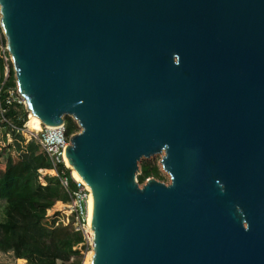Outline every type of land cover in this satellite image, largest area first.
I'll return each mask as SVG.
<instances>
[{"label":"water","instance_id":"water-1","mask_svg":"<svg viewBox=\"0 0 264 264\" xmlns=\"http://www.w3.org/2000/svg\"><path fill=\"white\" fill-rule=\"evenodd\" d=\"M0 28L26 110L80 128L92 264H264V0H0Z\"/></svg>","mask_w":264,"mask_h":264},{"label":"trees","instance_id":"trees-1","mask_svg":"<svg viewBox=\"0 0 264 264\" xmlns=\"http://www.w3.org/2000/svg\"><path fill=\"white\" fill-rule=\"evenodd\" d=\"M1 32L0 28V46L6 43L1 39ZM6 67L9 69L7 87L16 89L11 61L6 65L0 60V82L4 80ZM19 115L23 120L17 119ZM8 118L13 126L8 128L15 138V145H8V149L13 152L17 148L19 151L15 157L12 152L7 155L6 167L0 176V201L5 202L0 219V253L7 255L11 263L25 260L27 264H82L86 246L83 245L81 249L80 246L85 241L81 234L73 233L76 229L70 222V213L60 211L57 225L56 219L48 215L58 203L69 204L70 194L76 189L71 171L64 165L55 169L36 140L26 143L22 135L25 122L27 128L34 132L41 129V124L32 115L28 120L24 108L20 107L19 112L12 109ZM65 124L68 140L80 132L72 118H66ZM5 150L0 147V168ZM41 170H56L60 177L48 175L43 185ZM62 177L69 180L68 189L63 186ZM150 178L163 181L159 167L141 166V175L138 177L140 185Z\"/></svg>","mask_w":264,"mask_h":264},{"label":"built area","instance_id":"built-area-1","mask_svg":"<svg viewBox=\"0 0 264 264\" xmlns=\"http://www.w3.org/2000/svg\"><path fill=\"white\" fill-rule=\"evenodd\" d=\"M1 39L5 40L2 32ZM0 60H3L6 65H8L9 61H11V56L8 52L6 43L0 46ZM8 79L9 69L6 67L4 80L0 82V124L13 127L12 122L8 118V114L12 109L19 112L20 107L24 108V110L28 113V120L30 113L26 110L24 100L18 94L17 88L14 89L7 87ZM17 119L23 120L21 115H19ZM25 124L27 127V121ZM66 132V124L62 125V128L58 131L47 130L41 125V130L39 132L36 131L35 135L32 134V138L43 147L45 153L52 161L55 169L61 165L66 167L65 155L67 154V149L70 145V140L67 139ZM44 172L47 173V171H40L42 174ZM52 172L54 173V176L60 177L56 170H53ZM72 180L76 186V189L72 194H70L71 200L67 206V209L68 213H70V222L75 225V233L81 234L84 238L85 243L80 246V249L83 247V245L86 246V250L83 252L84 261L82 263L86 264L85 258L89 252L93 250V235L91 233L92 229L90 227V204L92 201V194L91 189L85 183L75 180L73 176ZM61 182L63 186L68 189V178L62 177ZM20 262H22V264H27V261L25 260H17L16 263H11L10 258L7 255L0 253V264H20Z\"/></svg>","mask_w":264,"mask_h":264},{"label":"rangeland","instance_id":"rangeland-1","mask_svg":"<svg viewBox=\"0 0 264 264\" xmlns=\"http://www.w3.org/2000/svg\"><path fill=\"white\" fill-rule=\"evenodd\" d=\"M32 134L35 135L36 133L35 132H30V130L26 127V124H25L24 131L22 132V135L26 139V143H28L29 141H31L33 139L32 138ZM8 145H15V138H14L12 132H10V129L8 128V126L0 124V147L3 148V149H6L5 150V156L3 157V164H2V167L0 168V176L3 174V172L5 170L6 163H7V155L10 152H12V151H10L8 149ZM18 151L19 150L17 148H15V150L12 152V156L15 157L16 154L18 153ZM164 156H165V154L163 153L162 155H156V156H153L152 158H149V159H142V161L140 162L139 166H140V170H141V166H143V165L159 167L160 172H161V177H162V180H163V181H160V182H162V183H164L166 185H170L172 183L171 176L163 169V166H162V160H163ZM48 175L49 176H54V174H52V173L50 174L49 172L48 173L44 172L42 174V177H41V182L43 184H45V180L44 179ZM141 186H143V185H141ZM4 205H5V202L4 201H0V219H2V210H3ZM66 205L68 206V204H65V206ZM56 206L52 210H50L48 212V215L50 217H53L54 219H56V225H57V223H58V215H59L60 211H63V210L68 211V209H67V207L66 208L63 207L61 210H56V208H57ZM73 233H75V232H73ZM92 257H93V250H91L89 252V254L87 255V257L85 258L86 264H91ZM5 261L7 262L6 259H5Z\"/></svg>","mask_w":264,"mask_h":264},{"label":"bare ground","instance_id":"bare-ground-1","mask_svg":"<svg viewBox=\"0 0 264 264\" xmlns=\"http://www.w3.org/2000/svg\"><path fill=\"white\" fill-rule=\"evenodd\" d=\"M31 115V114H30ZM29 129V128H28ZM30 130V129H29ZM41 130V129H40ZM39 130V131H40ZM38 131V132H39ZM30 132H34V131H31ZM152 158V157H151ZM65 164H66V167L72 172V176L75 180L77 181H81L83 183H85V181L81 178V176L77 173V171L74 169V167L69 163V159L67 157V154L65 155ZM86 184V183H85ZM87 185V184H86ZM88 186V185H87ZM90 218L92 216V212H93V201H91V204H90ZM75 226V225H74ZM76 229V228H75ZM91 233L92 235H94L93 231L91 230ZM93 257H94V251H93ZM93 257H92V260H93ZM92 260H91V264H92Z\"/></svg>","mask_w":264,"mask_h":264},{"label":"crops","instance_id":"crops-1","mask_svg":"<svg viewBox=\"0 0 264 264\" xmlns=\"http://www.w3.org/2000/svg\"><path fill=\"white\" fill-rule=\"evenodd\" d=\"M48 172H49L50 174H51V173L54 174L52 171H47V173H48ZM56 207H57L56 210H61L63 207L66 208L67 205L65 206V204H63V203H58Z\"/></svg>","mask_w":264,"mask_h":264}]
</instances>
